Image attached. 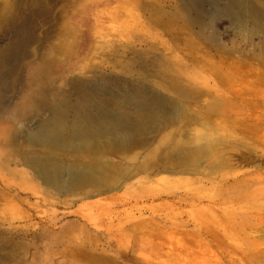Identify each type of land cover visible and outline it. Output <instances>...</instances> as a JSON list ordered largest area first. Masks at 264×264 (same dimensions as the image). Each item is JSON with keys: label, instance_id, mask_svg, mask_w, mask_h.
<instances>
[{"label": "rangeland", "instance_id": "374dc122", "mask_svg": "<svg viewBox=\"0 0 264 264\" xmlns=\"http://www.w3.org/2000/svg\"><path fill=\"white\" fill-rule=\"evenodd\" d=\"M232 1L0 0V264H264V53ZM122 44L157 46L162 71L201 97L167 91L178 123L138 154L98 155L121 165L117 184L57 190L21 155L43 150L25 140L45 115L34 90L112 67ZM182 126L188 145L210 147L202 165L136 169Z\"/></svg>", "mask_w": 264, "mask_h": 264}, {"label": "bare ground", "instance_id": "6f19581e", "mask_svg": "<svg viewBox=\"0 0 264 264\" xmlns=\"http://www.w3.org/2000/svg\"><path fill=\"white\" fill-rule=\"evenodd\" d=\"M227 11L239 32L250 34L251 38L259 36L258 43L264 53V0H233L227 5ZM126 46H115L109 52L110 56L117 58L112 67L94 68L86 71L87 75L76 78L65 77L61 83L51 78L34 90L37 92L32 108L42 109L45 115L39 118L25 140L31 145L43 147V150L23 152L21 155L46 184L57 190L113 186L121 165L109 164L107 159L98 155L138 154L139 149L152 146L162 131L178 123L176 120L182 115V108L167 91L182 93L190 99L201 97L194 88H190L191 79L162 71L158 66L161 54L157 46L146 51ZM118 68L124 71H115ZM91 73L104 75L99 78L91 76ZM183 80L187 83H182ZM180 128L170 133L167 151L163 155H157L156 149L152 150L136 169L144 166L153 171L166 172L181 168L196 169L202 165L200 162L205 159L210 147L205 141H199L198 146L188 145V139L182 136L188 138V130L183 126ZM55 151L87 153L92 157L90 161L66 162L52 157L51 152ZM123 172V178L131 174L129 169Z\"/></svg>", "mask_w": 264, "mask_h": 264}]
</instances>
